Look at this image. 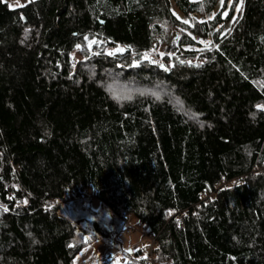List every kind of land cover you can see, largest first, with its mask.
Masks as SVG:
<instances>
[{
    "label": "trees",
    "instance_id": "trees-1",
    "mask_svg": "<svg viewBox=\"0 0 264 264\" xmlns=\"http://www.w3.org/2000/svg\"><path fill=\"white\" fill-rule=\"evenodd\" d=\"M238 3L0 0V264H150L131 217L157 264H264V0Z\"/></svg>",
    "mask_w": 264,
    "mask_h": 264
},
{
    "label": "rangeland",
    "instance_id": "rangeland-1",
    "mask_svg": "<svg viewBox=\"0 0 264 264\" xmlns=\"http://www.w3.org/2000/svg\"><path fill=\"white\" fill-rule=\"evenodd\" d=\"M7 3L10 8L22 6L29 2L30 0H3ZM177 12V11H176ZM213 14L208 15L206 18L212 17ZM93 41L89 43V47L92 45ZM120 50V49H116ZM108 51H111L108 49ZM122 52V50H121ZM73 53V61L76 62V58ZM98 206V201L94 200L91 204L92 209H96ZM67 210V207H66ZM85 223L80 222L82 228H86V223H91V217L86 216ZM128 225L131 229L129 233L122 232L120 235V240L122 242L124 249L131 250H141L142 256H145L148 251V240L142 234L141 228L137 225L136 219L131 217ZM105 259L104 264H119L123 261L124 256L116 249L102 244L100 242H93L88 246L84 247L73 259V264H99L100 259Z\"/></svg>",
    "mask_w": 264,
    "mask_h": 264
},
{
    "label": "built area",
    "instance_id": "built-area-1",
    "mask_svg": "<svg viewBox=\"0 0 264 264\" xmlns=\"http://www.w3.org/2000/svg\"><path fill=\"white\" fill-rule=\"evenodd\" d=\"M236 181L232 180L230 182H226L224 185L227 186V185H232V184H235ZM214 192L211 191L209 194L205 195L203 198H202V201L204 203H208L210 201V199L212 198ZM131 231L128 223H127V228L125 230V233H129ZM149 244L147 245L148 246V251H147V254L145 255L146 258L149 260V263L150 264H157L154 260V252H153V249L154 247L156 246V235L151 233L149 234L148 236H146ZM106 260L105 259H100V262L101 263H104Z\"/></svg>",
    "mask_w": 264,
    "mask_h": 264
},
{
    "label": "snow or ice",
    "instance_id": "snow-or-ice-1",
    "mask_svg": "<svg viewBox=\"0 0 264 264\" xmlns=\"http://www.w3.org/2000/svg\"><path fill=\"white\" fill-rule=\"evenodd\" d=\"M224 2H225V0H220L221 5H223ZM229 3H231V0H229ZM241 4H242V0H241V3H238V4L235 5V7L237 8V10L240 9ZM185 23H187V22L185 21ZM77 47H79V45H77ZM161 67H163V65H161Z\"/></svg>",
    "mask_w": 264,
    "mask_h": 264
}]
</instances>
